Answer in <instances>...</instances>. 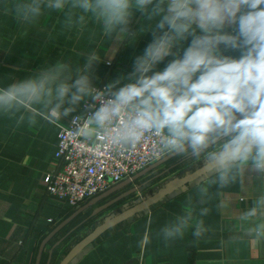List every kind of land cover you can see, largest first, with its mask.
Wrapping results in <instances>:
<instances>
[{
    "label": "clouds",
    "instance_id": "1",
    "mask_svg": "<svg viewBox=\"0 0 264 264\" xmlns=\"http://www.w3.org/2000/svg\"><path fill=\"white\" fill-rule=\"evenodd\" d=\"M45 10L64 12V28L69 29L94 19L105 37L126 34L133 10L144 11L153 40L136 57L130 82L122 87H117L120 79L103 91L92 86L89 71L99 55L91 51L75 71L71 64L57 63L0 87V114L18 125L36 124L38 118L57 124L91 97L99 107L87 105L95 110L86 119L73 118V135L97 154L135 150L152 138L156 155L202 160L201 176L212 178L197 182L195 199H187L181 213L155 234L169 246L191 228L198 244L210 231L204 219L211 212L210 187L237 182L249 165L264 174V0H18L13 5L17 21L24 24L35 23ZM231 26H236L234 34L226 31ZM189 37L182 56L153 72ZM221 45L242 54L224 55ZM73 76L75 82L69 83ZM197 201L205 206L198 209ZM238 219L245 237L264 240V195ZM151 223L141 247L151 242Z\"/></svg>",
    "mask_w": 264,
    "mask_h": 264
},
{
    "label": "crops",
    "instance_id": "2",
    "mask_svg": "<svg viewBox=\"0 0 264 264\" xmlns=\"http://www.w3.org/2000/svg\"><path fill=\"white\" fill-rule=\"evenodd\" d=\"M17 2L0 0V87L35 77L57 63L71 64L75 71L84 65L91 51L99 55L89 71L92 86L103 84L106 87L120 79L117 87H122L130 82L127 77L134 71L136 57L142 55L153 40L144 11L133 10L126 34L117 32L105 37L101 25L91 18L83 27L64 28V12L55 10H45L33 24L18 22L13 11ZM235 30L236 26L226 29L233 34ZM190 43L191 37L175 48V54L166 57L153 72L163 71L177 55L182 56ZM221 51L233 58L242 54L238 49H226L223 45ZM75 79L73 76L69 83H74ZM83 102L57 124L38 118L36 124L18 125L0 114V264H35L42 240L85 204L72 207L48 195L45 189L48 172L57 167L53 155L59 128L68 118L81 112ZM164 163H168L174 175L157 185L152 194L173 178L203 165L202 160L175 155L148 171ZM210 178L199 176L105 230L68 264H264V240L245 237L239 227V214L264 195V174L253 170L251 165L237 182L224 188L210 187L212 199L207 206L211 207V212L204 218L210 231L198 244L194 242L196 238L191 228L184 239L169 246L156 237L162 225L181 213L187 199H195L198 183ZM115 193L111 195L117 196ZM100 201L85 207L46 242L39 264H58L75 242L101 222L94 223L89 218V214L101 205ZM204 206L197 201L198 209ZM149 220L152 222L151 242L141 247ZM85 221L87 224L80 228Z\"/></svg>",
    "mask_w": 264,
    "mask_h": 264
},
{
    "label": "built area",
    "instance_id": "3",
    "mask_svg": "<svg viewBox=\"0 0 264 264\" xmlns=\"http://www.w3.org/2000/svg\"><path fill=\"white\" fill-rule=\"evenodd\" d=\"M94 88L103 91L105 86L100 84ZM87 105L99 107L91 97L87 98ZM87 105L84 101L81 112L60 126L53 155L57 167L48 172L46 179L47 194L72 207L81 206L169 154H154L152 138L146 139L135 150L127 151L114 149L97 154L90 145L83 146L73 135L72 120L76 116L86 119L95 110Z\"/></svg>",
    "mask_w": 264,
    "mask_h": 264
},
{
    "label": "water",
    "instance_id": "4",
    "mask_svg": "<svg viewBox=\"0 0 264 264\" xmlns=\"http://www.w3.org/2000/svg\"><path fill=\"white\" fill-rule=\"evenodd\" d=\"M238 117H241V114H237ZM175 156L174 154H167L166 156L162 157L161 159L155 161L154 163L148 165L143 170L139 171L132 177L125 179L113 186H111L106 191L102 192L101 194H98L94 196L93 198L89 199L85 204H83L81 207H79L71 216L63 220L58 226H56L41 242L38 253L36 256L35 264H39L42 250L46 242L62 227L64 226L70 219H72L76 214L81 212L85 207L90 206L92 204L97 203L98 201L108 197L109 195L115 193L116 191L120 190L121 188H124L128 185L129 182L135 180L139 176L146 173L151 168L155 167L156 165L164 162L165 160ZM204 165L200 166L199 168L193 170L190 173H187L181 177L173 178L169 181L167 185H164L160 187L156 192L149 195L148 197L141 199L140 201L136 202L135 204L131 206L125 207L123 210L111 213L107 216H104L102 221L94 226L86 235H84L82 238H80L77 242H75L69 250L64 254V256L61 258V260L58 262V264H68L81 250H83L88 244H90L93 240H95L101 233H103L105 230L111 228L112 226L119 224L128 218L132 217L133 215L143 211L151 204L157 202L162 197L166 196L167 194L173 192L174 190L178 189L179 187L183 186L184 184L189 183L190 181L194 180L195 178L201 176L202 170ZM132 190V189H131ZM131 190H128L126 192H123L117 196H115L113 199L109 200L108 202H105L99 206H97L90 214L89 218L93 217L94 215L101 212L103 209L107 208L114 202L124 198L126 195H128ZM48 264V262H47Z\"/></svg>",
    "mask_w": 264,
    "mask_h": 264
},
{
    "label": "rangeland",
    "instance_id": "5",
    "mask_svg": "<svg viewBox=\"0 0 264 264\" xmlns=\"http://www.w3.org/2000/svg\"><path fill=\"white\" fill-rule=\"evenodd\" d=\"M167 164L168 163L161 164L159 167L154 169V171H148L144 173L143 175L139 176L135 180L129 182L128 185L125 186L124 188H121L120 190H118L116 193L119 195L123 192H126L132 189L131 192L128 195H126L124 198L114 202L107 208L103 209L100 213L91 217L90 218L91 221L94 223H99V221H102V216L104 215L107 216L111 213L119 212L123 210L125 207L131 206L135 204L136 202L140 201L141 199H144L148 197L149 195H151L154 189L157 187V185L164 183L168 177L174 175V172L173 173L171 172L172 169L168 168L167 166L169 165ZM114 196L115 195H109L105 199L101 200L100 204L108 202L109 200L113 199ZM87 215H88V212L84 214L82 218ZM85 224H87L86 221L81 225L80 228L85 226Z\"/></svg>",
    "mask_w": 264,
    "mask_h": 264
}]
</instances>
